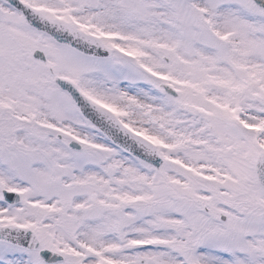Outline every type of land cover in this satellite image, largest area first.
Instances as JSON below:
<instances>
[{
  "label": "snow or ice",
  "instance_id": "obj_1",
  "mask_svg": "<svg viewBox=\"0 0 264 264\" xmlns=\"http://www.w3.org/2000/svg\"><path fill=\"white\" fill-rule=\"evenodd\" d=\"M0 264H264V0H0Z\"/></svg>",
  "mask_w": 264,
  "mask_h": 264
}]
</instances>
